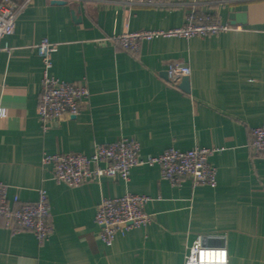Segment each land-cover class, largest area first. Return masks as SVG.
I'll return each instance as SVG.
<instances>
[{
  "label": "crops",
  "instance_id": "crops-1",
  "mask_svg": "<svg viewBox=\"0 0 264 264\" xmlns=\"http://www.w3.org/2000/svg\"><path fill=\"white\" fill-rule=\"evenodd\" d=\"M22 3L24 0H14ZM166 7L124 0H34L16 20L0 52V180L12 201L34 203L41 189L52 233L40 244L30 231L0 224V264H185L198 237L227 250L228 264H264V156L251 148V129L264 125V0H167ZM232 25L214 36L159 38L138 53L110 41L124 33L169 30L190 11ZM57 46L52 75L85 82L87 106L44 132L37 117L42 39ZM171 63L191 69L190 92L168 80ZM131 138L141 156L174 148H216L217 186H172L158 166L131 170L129 183L103 177L79 187L59 184L45 155L90 156L97 144ZM145 195L153 222L102 242L95 223L104 198Z\"/></svg>",
  "mask_w": 264,
  "mask_h": 264
},
{
  "label": "built area",
  "instance_id": "built-area-1",
  "mask_svg": "<svg viewBox=\"0 0 264 264\" xmlns=\"http://www.w3.org/2000/svg\"><path fill=\"white\" fill-rule=\"evenodd\" d=\"M62 2L63 0H50ZM34 0L22 3L14 0H0V52L10 53L12 49L4 40L15 33L16 20L20 13ZM127 5L148 7H166L167 0H124ZM232 29H240L223 23L217 15L206 11L193 10L186 14L185 24L180 28L169 30H143L124 33L110 41L118 44L123 50L138 53L143 42L159 38H184L214 36ZM57 46L48 39H42L35 50L43 65L41 91L37 108V117L44 132L65 117L80 115L90 100V91L85 82H66L52 75L53 55ZM169 82L178 87L184 78H190L191 69L187 65L171 63L167 70ZM4 115V112H0ZM250 148L255 155L264 156V125L251 129ZM220 150L216 148L196 147L181 151L168 149L156 156H141L140 144L131 138L97 144L90 156L79 153L45 155L43 165L53 167L54 179L59 184L79 187L108 177L115 181L129 183L131 170L138 166H158L161 176L172 186H180L185 179L194 186H217V169L211 164V156ZM9 187L0 180V224L15 233L32 232L38 242H46L51 233V207L47 192L39 191L38 200L34 203H22L19 196L11 201L8 197ZM150 198L145 195L128 193L119 198H104L98 205L95 223L102 242L113 244L117 234H124L133 229L146 228L153 222V216L146 213L145 207ZM188 255L194 256L199 264H207L202 259L204 250H227L223 247L209 248L195 244Z\"/></svg>",
  "mask_w": 264,
  "mask_h": 264
},
{
  "label": "clouds",
  "instance_id": "clouds-1",
  "mask_svg": "<svg viewBox=\"0 0 264 264\" xmlns=\"http://www.w3.org/2000/svg\"><path fill=\"white\" fill-rule=\"evenodd\" d=\"M194 244L197 248H200L203 244V238L198 237ZM191 251L192 248L190 247V252ZM202 259L207 262V264H228V254L224 250H204ZM185 264H199V262L194 256L186 255Z\"/></svg>",
  "mask_w": 264,
  "mask_h": 264
},
{
  "label": "water",
  "instance_id": "water-1",
  "mask_svg": "<svg viewBox=\"0 0 264 264\" xmlns=\"http://www.w3.org/2000/svg\"><path fill=\"white\" fill-rule=\"evenodd\" d=\"M57 4H61L62 2H54ZM230 19L232 20V25L235 24H245L246 23V16L245 14H232L230 16ZM179 88H181L182 90H184L185 92L189 93L190 92V79L189 78H184L181 82V84L179 85Z\"/></svg>",
  "mask_w": 264,
  "mask_h": 264
}]
</instances>
